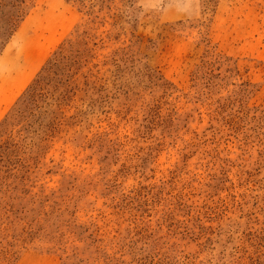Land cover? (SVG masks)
Wrapping results in <instances>:
<instances>
[{
    "label": "rangeland",
    "instance_id": "rangeland-1",
    "mask_svg": "<svg viewBox=\"0 0 264 264\" xmlns=\"http://www.w3.org/2000/svg\"><path fill=\"white\" fill-rule=\"evenodd\" d=\"M264 264V0H0V264Z\"/></svg>",
    "mask_w": 264,
    "mask_h": 264
},
{
    "label": "trees",
    "instance_id": "trees-1",
    "mask_svg": "<svg viewBox=\"0 0 264 264\" xmlns=\"http://www.w3.org/2000/svg\"><path fill=\"white\" fill-rule=\"evenodd\" d=\"M159 264H161V263H159Z\"/></svg>",
    "mask_w": 264,
    "mask_h": 264
}]
</instances>
